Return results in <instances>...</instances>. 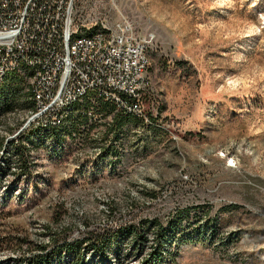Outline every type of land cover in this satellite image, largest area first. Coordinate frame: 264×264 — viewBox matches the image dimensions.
Masks as SVG:
<instances>
[{"label": "rangeland", "instance_id": "374dc122", "mask_svg": "<svg viewBox=\"0 0 264 264\" xmlns=\"http://www.w3.org/2000/svg\"><path fill=\"white\" fill-rule=\"evenodd\" d=\"M75 18L147 39L152 117L146 103L113 129L98 112L89 137L33 149L24 174L14 146L35 129L33 100L15 75L22 97L0 118V264L179 210L174 264H264V0H76Z\"/></svg>", "mask_w": 264, "mask_h": 264}, {"label": "built area", "instance_id": "2783aa9c", "mask_svg": "<svg viewBox=\"0 0 264 264\" xmlns=\"http://www.w3.org/2000/svg\"><path fill=\"white\" fill-rule=\"evenodd\" d=\"M75 5L76 0H0V79L4 65L18 61L37 64L34 76L43 104L27 125L54 118L62 99L86 94L97 83L151 87L148 41L127 24L105 32V48H97V39L78 43V54L65 56L66 38L76 30ZM107 97L138 114L145 107L144 95L141 101L112 94Z\"/></svg>", "mask_w": 264, "mask_h": 264}, {"label": "trees", "instance_id": "16d2710c", "mask_svg": "<svg viewBox=\"0 0 264 264\" xmlns=\"http://www.w3.org/2000/svg\"><path fill=\"white\" fill-rule=\"evenodd\" d=\"M17 74L18 72L9 73L5 82L0 85V117L16 109L20 101L19 97H22V89L19 88L15 76ZM20 87L22 86L20 85ZM89 100L86 97L74 103L73 111L59 128L45 134H41L38 130H32L22 136L14 146L17 157L14 161L24 174L30 172V154L33 149L39 146L47 147V142L51 140L55 145L53 146L55 151L58 146L62 145L67 135L72 138L90 136V130L95 125L89 126V131L82 129V125H88L89 119L92 117L88 114L89 106L92 105ZM144 100L145 105L147 103L148 106L147 114L152 117L149 110L151 101L147 92L144 95ZM29 102L31 106L33 102L31 100ZM99 105L98 108L97 103L95 104L94 112L96 114L102 112L105 118L111 116L110 120L103 121V123L107 122L111 128L115 125L118 126V122L119 125H122L126 119L145 117L137 112L119 107L113 101L102 100ZM116 126L113 129H116ZM183 212V210H179L177 214L173 213L166 224L156 218H150L120 229L91 233L85 238L73 241L54 237L55 246L39 245L41 250H37L39 252L27 261L28 264H125L129 256H139L147 249L145 257H142L138 264H174L176 252L173 250V245L179 241L177 226L181 218L187 214L183 215ZM200 226L213 234L218 230L217 222L211 219L201 223ZM90 252L93 253V259L88 258Z\"/></svg>", "mask_w": 264, "mask_h": 264}, {"label": "bare ground", "instance_id": "6f19581e", "mask_svg": "<svg viewBox=\"0 0 264 264\" xmlns=\"http://www.w3.org/2000/svg\"><path fill=\"white\" fill-rule=\"evenodd\" d=\"M109 25V24H108ZM111 26V25H110ZM88 31V32H87ZM111 31V27L92 25L76 24V30L73 34L66 38L65 56H72V54H78V43H92L97 39V48H105V32ZM84 32V33H83ZM37 64L33 61H18L14 64H7L3 66V74L1 75L0 85H2L8 74L11 72H18L22 74L29 81V91L33 100V107L31 109V120H34V116H37V112H40V104H43V96H40L38 90V78L36 75ZM147 84L135 83L133 89L131 85H121L118 82H111L110 84L97 83L96 88H89L87 93H78L73 98L62 99V104L57 105L55 108V117L49 119H40L34 122V128L32 130H38L41 134H45L49 131L59 128L70 113L73 111L74 103L81 101L84 98H89L91 106H89V113L92 118H97L98 114L95 111V104L98 100L112 101L107 97L108 94L117 98H123L126 101H141V95ZM138 92V93H134ZM116 102L119 107H123L118 101ZM131 111L130 108H124ZM144 113V107H140V114ZM101 115V114H100ZM2 118V116L0 117ZM98 119V118H97ZM33 128V127H32ZM6 173L4 167L0 168V183L1 178ZM1 187V186H0ZM4 196V195H3ZM7 194L5 195V197ZM1 203V202H0Z\"/></svg>", "mask_w": 264, "mask_h": 264}, {"label": "snow or ice", "instance_id": "6c2138e0", "mask_svg": "<svg viewBox=\"0 0 264 264\" xmlns=\"http://www.w3.org/2000/svg\"><path fill=\"white\" fill-rule=\"evenodd\" d=\"M230 83H231V81H230Z\"/></svg>", "mask_w": 264, "mask_h": 264}]
</instances>
